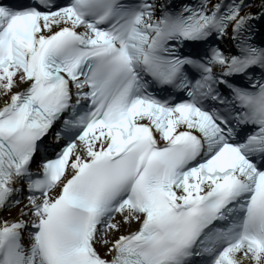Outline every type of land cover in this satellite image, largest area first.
Here are the masks:
<instances>
[{"label": "snow or ice", "instance_id": "6c2138e0", "mask_svg": "<svg viewBox=\"0 0 264 264\" xmlns=\"http://www.w3.org/2000/svg\"><path fill=\"white\" fill-rule=\"evenodd\" d=\"M0 264H264V0H0Z\"/></svg>", "mask_w": 264, "mask_h": 264}]
</instances>
